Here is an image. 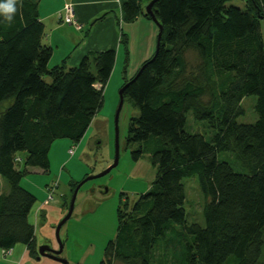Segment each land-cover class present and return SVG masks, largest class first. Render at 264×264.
I'll return each instance as SVG.
<instances>
[{
    "label": "trees",
    "instance_id": "trees-1",
    "mask_svg": "<svg viewBox=\"0 0 264 264\" xmlns=\"http://www.w3.org/2000/svg\"><path fill=\"white\" fill-rule=\"evenodd\" d=\"M232 1L156 0L161 37L129 80L128 39L120 35L121 88L135 111L124 147L132 162L146 157L156 175L120 217L104 264H264V0H245L243 8ZM39 3L17 0L12 23L0 15V176L9 187L0 194V251L24 247L36 263L37 199L21 187L23 175L49 170L57 140L75 151L103 106L116 60L109 49L87 53L76 67L49 68L53 50L42 44ZM144 9L125 0L124 22L152 21ZM248 97L251 123L239 121ZM188 113L206 124L208 138L185 131ZM190 178L204 226L186 221L183 180ZM68 207L64 201L62 215Z\"/></svg>",
    "mask_w": 264,
    "mask_h": 264
},
{
    "label": "rangeland",
    "instance_id": "rangeland-1",
    "mask_svg": "<svg viewBox=\"0 0 264 264\" xmlns=\"http://www.w3.org/2000/svg\"><path fill=\"white\" fill-rule=\"evenodd\" d=\"M45 3L48 2L45 1ZM232 4L241 8L244 6L241 0H234ZM51 6L52 3L49 7ZM63 9L58 15L63 13ZM157 35L158 30L154 41L152 37L151 43L146 48L148 59L155 52ZM138 55L139 53L132 52L131 66L129 70H126V75L129 76H126V78L134 77L144 62L147 61L137 66ZM123 60L124 55H120L117 59L118 71H116L114 77L111 78L110 76L105 86L103 106L83 139L75 145L74 154L72 156L68 155V150L73 144H70L68 140H57L52 145L49 154V170L45 172L39 168H28L21 181V187L36 197V206L43 207L38 215L40 223L35 222L37 207L32 214V221L35 230H37L39 243L49 246L54 245L53 240L46 237L41 229L42 223L48 215L47 207L61 208L64 201L69 206L73 194L70 193L72 186H75V190L81 185L76 194L71 217L59 232L63 250L58 258L65 261V264H104L105 246L109 241L114 240L120 217L130 212L138 196L148 191L155 180L156 170L148 159L145 157L138 162H132L130 158L131 149H125L124 147L128 123L135 113L128 100L123 102L117 125H115L119 92L123 85ZM253 105L254 97L245 99L243 107L246 115L239 118V121L246 123L253 121L255 117ZM116 130L119 143L118 163L107 174L99 176L114 163ZM185 131L204 134L207 138L212 133L206 128L205 123L195 122L191 113L186 116ZM16 168L20 172L24 171L23 164L16 165ZM183 182L186 191V203L184 205L186 221L204 226L203 199L197 181L190 178L183 180ZM8 190L7 182L0 176V194H6ZM51 191L53 199L48 206L44 207L43 204L48 199ZM65 215L63 213L61 219ZM12 261L10 255L3 256L0 251V264H15ZM35 263L30 260L29 264ZM36 264L63 263L42 258Z\"/></svg>",
    "mask_w": 264,
    "mask_h": 264
},
{
    "label": "crops",
    "instance_id": "crops-1",
    "mask_svg": "<svg viewBox=\"0 0 264 264\" xmlns=\"http://www.w3.org/2000/svg\"><path fill=\"white\" fill-rule=\"evenodd\" d=\"M45 1L48 3L46 4ZM124 1L125 0H40L39 15L44 25L42 44L51 47L53 50L49 68H51V66L61 65L63 61H65L67 68L76 67L79 65L82 58L89 52H103L113 49L116 52V60L111 75L112 78L114 74H116V71H118L117 59L120 55H123L120 46L121 33L126 35L128 39L129 64L127 70H129L131 66L132 52L139 53L137 66L148 60L146 48H148L151 43L150 40H152V37L154 41L156 31L158 30L156 27L157 25L144 17H139L134 23L126 24L122 12ZM151 1L153 0H139L143 8ZM241 1L245 6V0ZM51 3L52 6L49 7ZM66 5H71L73 7V20L80 26V30L58 19V13L61 12ZM260 26L264 44V21L260 22ZM129 79H131V77L126 78V80ZM244 101L245 99L241 103L242 106ZM254 119L255 117L253 120ZM41 208L43 207L39 205L35 211V222H37V224L40 223L38 215ZM61 208L54 209V207H47L48 215L41 227L42 233L53 240L54 245L51 247L55 249H58V245L54 237V227L56 223L61 220ZM32 218L33 215H31V219ZM36 232L37 230H35L37 239ZM37 242H39L38 239ZM10 259L13 260L12 262H15V264L30 263L28 251L24 247L13 249Z\"/></svg>",
    "mask_w": 264,
    "mask_h": 264
},
{
    "label": "water",
    "instance_id": "water-1",
    "mask_svg": "<svg viewBox=\"0 0 264 264\" xmlns=\"http://www.w3.org/2000/svg\"><path fill=\"white\" fill-rule=\"evenodd\" d=\"M156 0L151 1L147 6H145V13L148 14L152 21L157 25L158 27V35H157V40L160 39L161 34H162V27L161 25L158 23L157 19L155 18V16L152 13V5ZM125 89V86L123 88H121L120 92H119V104H118V108L116 111V115H115V125H117V121H118V117H119V113L121 111L123 102H124V98H123V90ZM118 158H119V143H118V136H117V130H116V137H115V159H114V163L101 175L99 176H103L105 174H107L112 168L116 167L117 163H118ZM81 186V185H80ZM80 186H78L73 194H72V198H71V202L69 204V208H68V212L66 213V215L58 222V224L54 227V237H55V241L58 245V249L52 248L49 245H41L38 249V257L36 258V261L39 262L42 258H48L51 260H55V261H59L63 264H65V261L61 260L58 258V256L61 254L62 250H63V244L61 239L59 238V232L61 227L69 220V218L71 217V214L73 212V208H74V202H75V198H76V194L77 191L79 190Z\"/></svg>",
    "mask_w": 264,
    "mask_h": 264
},
{
    "label": "built area",
    "instance_id": "built-area-1",
    "mask_svg": "<svg viewBox=\"0 0 264 264\" xmlns=\"http://www.w3.org/2000/svg\"><path fill=\"white\" fill-rule=\"evenodd\" d=\"M73 7L71 5L64 6L63 13L58 15V18L61 22L73 25L77 30H80V26L73 20ZM68 154L72 156L74 154V149L68 150ZM15 161H18V158L15 159ZM53 199V193L52 191L49 193L48 199L44 202L43 206H48L49 202ZM3 256L11 255V251H2Z\"/></svg>",
    "mask_w": 264,
    "mask_h": 264
},
{
    "label": "clouds",
    "instance_id": "clouds-1",
    "mask_svg": "<svg viewBox=\"0 0 264 264\" xmlns=\"http://www.w3.org/2000/svg\"><path fill=\"white\" fill-rule=\"evenodd\" d=\"M16 13L17 0H0V15L6 22L12 23Z\"/></svg>",
    "mask_w": 264,
    "mask_h": 264
}]
</instances>
